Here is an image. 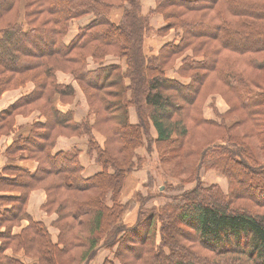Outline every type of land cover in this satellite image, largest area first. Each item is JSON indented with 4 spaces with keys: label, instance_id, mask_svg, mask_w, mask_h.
<instances>
[{
    "label": "trees",
    "instance_id": "trees-1",
    "mask_svg": "<svg viewBox=\"0 0 264 264\" xmlns=\"http://www.w3.org/2000/svg\"><path fill=\"white\" fill-rule=\"evenodd\" d=\"M155 5L163 29L153 28L142 0H0V97L34 85L0 112V137L16 133L17 116L39 114L6 151L38 166L3 169L0 189L18 195L0 196V208L10 206L0 211V264H24L21 251L35 264H90L101 247L114 255L103 264H264V0ZM88 15L67 42L72 21ZM171 30L179 39L149 54L147 39ZM108 55L123 62L106 65ZM171 68L178 77L168 76ZM58 72L85 96L82 122L54 102L76 96ZM211 95L228 103L224 113L213 106L219 120L204 116ZM60 136L86 137L102 170L84 177L78 150L54 153ZM145 145L169 177L193 186L161 206L140 197L137 220L127 224L136 202L123 204L121 194L143 169L137 151ZM206 170L224 176L227 190L204 186ZM35 189L47 195L43 210L58 215L57 243L27 212ZM24 219L28 226L12 234Z\"/></svg>",
    "mask_w": 264,
    "mask_h": 264
},
{
    "label": "crops",
    "instance_id": "crops-1",
    "mask_svg": "<svg viewBox=\"0 0 264 264\" xmlns=\"http://www.w3.org/2000/svg\"><path fill=\"white\" fill-rule=\"evenodd\" d=\"M144 13L146 14L149 10H153L155 8V0H142ZM146 9V10H145ZM92 20L91 17L83 18V22H80V25L78 28L87 25ZM151 25L154 29H163L165 27V23L163 20V17L160 14H156L153 16L151 20ZM77 31L73 33V36L70 37L68 41L72 39L77 34ZM177 32L175 30L169 31L165 35H159L155 34L151 36L148 41L151 42L149 45V42L147 43V47L149 48V54H155L157 53L166 43L171 42L173 40H176L177 38ZM67 41V40H66ZM67 41V42H68ZM177 41V40H176ZM123 61L119 58H115L112 56H107V59L105 61L106 65L110 64H120ZM90 68H95L97 65L93 63L91 60L89 61ZM173 74L172 76L169 75V77H176L174 72H171ZM71 76L68 74H64L61 72L57 73V78L60 82L65 84H71L76 88V99L72 104H63L60 101V98L58 96L55 97V103L57 106L63 111H72L74 112V120L76 122H82V120L87 116L88 113V105L85 99L84 94L82 91L78 88L76 83L72 81ZM34 89V85L32 83H28L25 87H21L19 89L10 90L5 92L2 97L0 98V112L4 109H6L8 106L16 102L18 99L23 97L24 95L28 94ZM38 113H33L30 116H22L19 115L16 117V127L17 131L16 133L2 136L0 137V178L1 176H8L3 175V169L10 165H16L20 166L22 168H27L31 170L32 172H35L38 166V163L33 160H25L20 158L11 159L7 156L6 151L8 147L12 144L13 140L16 138V136L19 133L27 134L30 131V127L33 124V122L36 120H39ZM129 116L130 121L132 123L137 122V115L134 107H130L129 110ZM41 121H44V119H40ZM152 134L154 137L155 131L152 130ZM103 142V139H101ZM72 150H78L79 151V159L81 164L84 167L83 176L84 177H90L98 173L102 170L101 166L95 161L94 158L89 156L88 152V140L86 137H67V136H60L57 139L56 145L53 149L54 153L60 152V151H72ZM128 178L126 180V183L128 184ZM126 187V184H125ZM123 194V193H122ZM16 193H10L7 190L0 189V196H17ZM47 195L44 190L42 189H35L31 192L29 196L28 201V214L37 222L44 223L47 228L48 232L51 236V239L54 243L58 242L59 237V230L54 226L55 221L57 220L58 216L54 213L49 214L43 210V205L46 203ZM6 209H10V206L2 207L0 208L1 212H4ZM29 224V221L24 219L20 225L13 227L12 234L18 235L21 233V231L27 227ZM4 228L1 230L3 231ZM1 245V242H0ZM99 252L101 253V257L99 256ZM8 255H12V251L10 249L7 250ZM97 259H93L90 264H103L104 260L106 259H113L114 255L113 252L110 251V249H107L106 247H101L97 252ZM96 255V256H97ZM95 256V258H96ZM17 258L23 262L24 264H35L36 259L35 258H27L24 253L21 251L20 253H17ZM117 264L119 262L115 260Z\"/></svg>",
    "mask_w": 264,
    "mask_h": 264
},
{
    "label": "rangeland",
    "instance_id": "rangeland-1",
    "mask_svg": "<svg viewBox=\"0 0 264 264\" xmlns=\"http://www.w3.org/2000/svg\"><path fill=\"white\" fill-rule=\"evenodd\" d=\"M142 11L144 13L143 4H142ZM152 11L153 10L151 9L146 13V15L150 14V22H152L151 20L153 16L156 15L155 13L151 14ZM86 17L93 18L92 15H88L83 18H86ZM83 18L74 20V22L72 21L68 34L66 36L67 41L70 39L71 36H73V33L78 30L77 27H79L80 25H83V23L79 24L80 22H83L81 21L83 20ZM148 39H147V43L149 42ZM175 39L178 40L179 37ZM150 43L151 42H149V45ZM148 51H149V48H148ZM108 56L115 57L114 55H108ZM168 72H169V75L172 76L173 74H171V72H174V69L171 68L168 70ZM175 75L176 77H178L176 73ZM70 78H72V76ZM180 80L183 81L182 79ZM72 81L74 82L73 79ZM75 99H76V96L73 102L75 101ZM72 103H69V104H72ZM213 106L217 107L220 113H224L229 108L228 103H226V101L220 95H211L205 103L204 116L209 119H214V120L216 119L219 120V119L217 118V116H215ZM151 148L150 147L148 148V146L145 145L142 148L138 149L137 151L138 154L140 155L142 154L144 156L143 157L144 165L142 167L143 169L135 170L134 172H132L128 176V181H127L128 184L125 183L126 187L124 186L122 190L123 194H121V202L123 204H127V203L133 204L136 202V207H131L125 214V218H126L125 220L127 224H133L135 220H137L136 218L137 206L142 205L140 202V197H148L146 204H145L148 207L153 206V205L161 206L169 202L170 199H172L173 197L181 196L183 193V189L188 190L192 188L193 186V182H191L190 184L186 183L185 186H182L181 184L183 183H181L180 180L169 177L167 170H166L167 166L164 165L165 166L164 167L160 165L158 157H156L157 154L154 155L153 152L150 150ZM151 176L153 177V179H150ZM201 180L204 186H210L211 184L217 183L223 188V190L225 191L227 190L228 185H227L226 178L214 170L213 171L212 170L203 171L201 174ZM99 256L101 257L100 252H99ZM26 257L31 258L28 256ZM97 257L98 255L94 259H97Z\"/></svg>",
    "mask_w": 264,
    "mask_h": 264
}]
</instances>
